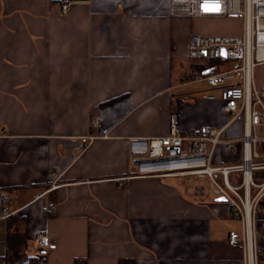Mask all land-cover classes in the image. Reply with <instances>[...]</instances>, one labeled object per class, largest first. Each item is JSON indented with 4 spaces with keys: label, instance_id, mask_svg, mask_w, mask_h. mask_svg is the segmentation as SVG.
Returning a JSON list of instances; mask_svg holds the SVG:
<instances>
[{
    "label": "crops",
    "instance_id": "0c3cea01",
    "mask_svg": "<svg viewBox=\"0 0 264 264\" xmlns=\"http://www.w3.org/2000/svg\"><path fill=\"white\" fill-rule=\"evenodd\" d=\"M225 21L172 17L168 0H78L65 15L60 0H0V264H243L227 241L240 231L229 204L192 193L208 191L205 179L193 178L201 189L183 177L125 179L128 138L166 135L173 111L180 134L225 123L220 91L181 103L186 82L173 79L189 37L224 35ZM256 81L264 85V66ZM92 119L97 137L77 150ZM242 129L239 119L225 131L215 164L239 162ZM261 206L257 264L264 196ZM39 232L56 248L41 249Z\"/></svg>",
    "mask_w": 264,
    "mask_h": 264
},
{
    "label": "built area",
    "instance_id": "2783aa9c",
    "mask_svg": "<svg viewBox=\"0 0 264 264\" xmlns=\"http://www.w3.org/2000/svg\"><path fill=\"white\" fill-rule=\"evenodd\" d=\"M78 0H60V10L67 13ZM172 17L231 18L242 21L239 34H193L187 42V57L195 60L229 61L226 69L209 72L194 80L203 79L210 88L220 91V111L226 117L220 126L204 125L195 132H178V114L169 115L168 133L162 136L128 138V156L132 173L125 179L196 177L205 179L208 193L224 197L231 213L240 221V231L228 233V244L240 246L244 252L243 264H257L254 246L255 225L263 211L264 196V137L257 128L264 125V85L256 81L257 69L264 66V0H168ZM239 119L243 121L242 134L233 142L240 149L235 164H215V153L224 142L225 131ZM99 126L98 119L89 123L90 133L75 141V148L83 150L97 137L92 132ZM238 175L237 182L231 176ZM48 176H60L52 168ZM59 184L52 183L49 190ZM3 203L8 197H3ZM53 206L47 205L49 209ZM38 246L44 250L56 248L44 232L36 234Z\"/></svg>",
    "mask_w": 264,
    "mask_h": 264
},
{
    "label": "rangeland",
    "instance_id": "374dc122",
    "mask_svg": "<svg viewBox=\"0 0 264 264\" xmlns=\"http://www.w3.org/2000/svg\"><path fill=\"white\" fill-rule=\"evenodd\" d=\"M190 19H194V18H190ZM192 25L193 27H196V24L193 22H192ZM210 26L211 25H209L208 27L211 28ZM220 28L223 30V32H226L225 34H239L242 29V21L241 19L236 18V17L226 18V21L221 24ZM184 63L185 65L182 64V68L179 71L177 64L173 62V79L177 77L178 72H181L180 78H184L186 82L185 85L180 88L181 91L184 92L182 93L183 95H181L182 97L181 103H184L187 101L195 103L196 100L192 99L191 96H193V98H196V97L199 98L198 96L203 93L206 95H213L214 97L217 98V95L219 94V90L207 89L206 88L207 85L205 81L194 80V78L192 79V77H190V74H188L189 73L188 68L190 67V68L195 69V66L198 62H195V59L186 57V59H184ZM188 97H190V99H186ZM257 133L260 134L259 128H257ZM261 133H264V131L261 130ZM193 178L194 177H185L184 179H182L183 182H185V186L191 187L192 189H197V188L201 189L204 187L203 184H198L197 180ZM207 192L208 191H192V193L196 194L195 196H203Z\"/></svg>",
    "mask_w": 264,
    "mask_h": 264
},
{
    "label": "trees",
    "instance_id": "16d2710c",
    "mask_svg": "<svg viewBox=\"0 0 264 264\" xmlns=\"http://www.w3.org/2000/svg\"><path fill=\"white\" fill-rule=\"evenodd\" d=\"M197 62L195 69L191 68L190 77L197 75L204 76L209 72L216 71L220 69L222 62L224 61L222 59H204L200 61L197 60Z\"/></svg>",
    "mask_w": 264,
    "mask_h": 264
},
{
    "label": "water",
    "instance_id": "95a60500",
    "mask_svg": "<svg viewBox=\"0 0 264 264\" xmlns=\"http://www.w3.org/2000/svg\"><path fill=\"white\" fill-rule=\"evenodd\" d=\"M216 200L217 201H225V198L224 197H217Z\"/></svg>",
    "mask_w": 264,
    "mask_h": 264
}]
</instances>
